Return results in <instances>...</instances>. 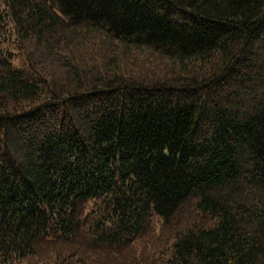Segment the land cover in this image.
<instances>
[{
  "label": "trees",
  "instance_id": "16d2710c",
  "mask_svg": "<svg viewBox=\"0 0 264 264\" xmlns=\"http://www.w3.org/2000/svg\"><path fill=\"white\" fill-rule=\"evenodd\" d=\"M0 264H264V0H0Z\"/></svg>",
  "mask_w": 264,
  "mask_h": 264
},
{
  "label": "rangeland",
  "instance_id": "374dc122",
  "mask_svg": "<svg viewBox=\"0 0 264 264\" xmlns=\"http://www.w3.org/2000/svg\"><path fill=\"white\" fill-rule=\"evenodd\" d=\"M11 42L14 43V39ZM115 48H116V45H114V49ZM67 55L68 54L65 53V54H63L62 57H65ZM134 59H135V57H130V58L125 57V60L131 61V62H133ZM147 61L148 60H146L145 62L147 63ZM135 64H136V62H135ZM141 68H145V67L143 66ZM89 208L92 209V206H89ZM91 209H89V210L86 211V218H92V217H94V213L92 212ZM197 212H199V214L200 213L203 214L200 210H198ZM196 218H198V217H195L194 219H196ZM206 218L209 221H211V218L210 217H206ZM61 242L64 245H68L69 246V248L71 249L70 255H72V256L78 253V254H81V257L85 259V257H88L90 254L95 255L97 257L99 255H101L100 251H101L102 248H99V246H95L94 243H90V242L87 241V237H86V227L83 224L79 228V232H78V234L75 236V238L73 240H71L70 242H66V241L63 242V240L61 239Z\"/></svg>",
  "mask_w": 264,
  "mask_h": 264
}]
</instances>
